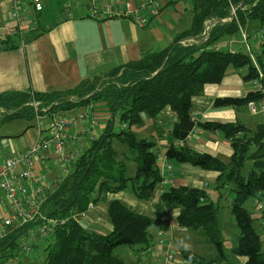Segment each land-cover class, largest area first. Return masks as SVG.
Masks as SVG:
<instances>
[{
	"label": "trees",
	"instance_id": "obj_1",
	"mask_svg": "<svg viewBox=\"0 0 264 264\" xmlns=\"http://www.w3.org/2000/svg\"><path fill=\"white\" fill-rule=\"evenodd\" d=\"M192 4L190 27L178 33L163 49L147 51L102 75L83 78L65 90L0 93V115L5 120L66 113L98 102L108 112L102 131L87 140L67 175L44 193L39 205L44 219L37 217L12 226L0 238L1 262L16 256L22 238L30 229L44 220H54V230L43 237L47 245L41 264H128L113 253L114 249L134 244L141 245V251L148 249L152 245L149 228L154 217L133 211L119 199H110L106 214L112 228L104 233L87 228L76 214L84 213L89 203L97 204L102 193H117L127 187L138 200H148L154 186L160 183L159 200L168 214L173 210L171 206L178 209L175 225L200 231L216 250L214 256L206 258L182 249L185 264H233L226 259L218 210L205 201L206 191L183 185L162 186V165L157 160L161 154L166 163L175 160L217 172V188L232 183L230 190L234 196L230 210L238 235L231 252L245 258L242 264H264L261 234L245 206L250 199L256 207L257 199L264 195V121L249 129L238 121L191 119L193 98L203 93L205 85L219 84L229 66L246 68L243 79L257 80L264 89V36L254 60L244 50H222L214 46L221 37L237 33L241 27L249 30L255 24L253 28L259 26L264 30V0H192ZM210 19H214V24L203 35ZM185 38L195 41L183 45L180 41ZM263 99L264 91L251 89L243 96H217L212 105L247 107L249 102L259 103ZM166 108L174 118L166 131L167 143L162 144L165 147L161 153L154 150L153 138L138 137L131 126L141 123L146 114L157 126L156 133L162 136L158 117ZM116 117L124 125L119 130L114 129ZM197 128L223 135L231 148L229 161L188 145L189 134ZM114 139L127 147L128 152L122 158L113 147ZM260 218L264 219V212H260Z\"/></svg>",
	"mask_w": 264,
	"mask_h": 264
},
{
	"label": "crops",
	"instance_id": "obj_2",
	"mask_svg": "<svg viewBox=\"0 0 264 264\" xmlns=\"http://www.w3.org/2000/svg\"><path fill=\"white\" fill-rule=\"evenodd\" d=\"M177 1L97 0L98 15H92L86 0H42L43 8L40 12L34 10L30 0H22L23 17L20 21V30L10 33L8 29L15 26V21L10 16V0H0V93L13 90L32 92L65 90L83 78L102 75L128 60L139 58L147 51L169 46L178 33L188 29L179 28V21L183 19L182 13L173 14L171 11L164 15L160 14L164 11L163 8H169ZM179 1L182 4L192 3V0ZM127 3L139 10V15L145 19L143 25L139 24L133 15L122 13L126 11ZM106 5H111L114 8L113 12H107ZM151 8L154 12L150 11ZM191 21L192 18L190 25ZM251 27H255V24H251ZM5 39L7 41H4ZM213 85H205L203 93L193 98L194 104L206 106L204 112L196 111L199 113V120L238 121L234 120L236 116L224 117L223 112L230 107L220 108L212 105L215 97L224 96L222 93L216 95L217 89ZM76 110L68 114H73ZM165 110L169 111L167 108ZM102 115L103 112L97 110V123H105V118L100 119ZM169 115L171 116V113ZM76 129L80 131L79 143L69 144V149L79 144L84 146L87 140L94 136L93 127L90 129L87 120L78 121ZM202 130L197 128L191 139L201 136ZM26 134L29 136L26 137ZM34 138L33 130L26 131L21 136V149L14 150L12 156L24 150ZM216 148L225 155L231 154L230 146L218 144ZM167 163L170 164L168 160ZM167 163L165 161L161 167L163 176L170 179L169 185H174L176 180L173 171L182 179L187 178L185 174L194 171L189 163L170 164L171 169L168 170ZM36 165L37 168L42 167V171L47 173L48 177L58 173V167L52 158L41 166L39 163ZM216 175L214 171L212 176L216 178ZM156 192L158 201L152 205L153 208H157L161 203L160 186ZM96 207L97 204L93 210L86 211L80 216H84L87 224L85 226L91 230H96L95 228H99L102 223V220L97 223L102 211ZM171 207L175 215L178 209L174 205ZM164 208L167 215L166 207ZM87 213L92 215L86 216ZM156 216L158 220V213ZM171 218V215L168 221L166 218H160V222L165 220L169 227L174 229L177 226H170ZM111 228L110 224H106L105 230L109 231ZM159 231L162 232L161 235H158ZM178 233L181 236L183 232L181 230ZM162 236L164 233L160 230V224L155 221L152 240L156 238L160 243L159 240L162 239L165 243ZM239 260L243 263L244 258Z\"/></svg>",
	"mask_w": 264,
	"mask_h": 264
},
{
	"label": "rangeland",
	"instance_id": "obj_3",
	"mask_svg": "<svg viewBox=\"0 0 264 264\" xmlns=\"http://www.w3.org/2000/svg\"><path fill=\"white\" fill-rule=\"evenodd\" d=\"M192 3L182 4L179 0L174 4L171 5L169 8H163L160 14L164 15L166 12L172 11L173 14L182 13V20L179 21L180 25L179 28L181 30L189 28L190 26V19L193 16L192 13ZM166 9V10H165ZM248 33V43L251 45V57L254 58L256 52H258L260 48V43L264 36V30L257 26L256 28L250 27L249 30L245 29ZM215 47L222 49V50H245L248 53L249 50L246 47V43L243 39L241 32L234 33L232 35H224L221 37L214 45ZM247 69H236L231 66L228 67L226 71V75L223 80L219 84H214L217 89L216 95L222 93V95L226 96H243L246 94L248 90L253 89L251 86V81H246L243 79V76L246 74ZM259 103H264V99L259 101ZM94 105V113L93 118H98L97 110H101L103 112V117L101 116L100 119L105 118L107 119L108 112L106 107L103 103L98 102ZM221 108V107H220ZM206 106L200 104H194L192 108V112L200 111L204 112ZM224 110V109H223ZM223 112V111H221ZM170 111L163 110L161 115L158 119L161 120V129H162V136L160 133H156L157 126L154 125L152 119L143 114L142 118L143 121L139 124H134L131 126V130L138 136L144 137L148 139H154L156 141V145L154 150H160L161 153H164L165 145L167 143V137H165L166 131L170 129L171 123L173 121V116H168ZM224 117H231L236 116L234 120H238L240 123L244 124L249 129H254V127L264 121V114H251L246 105H239V106H230L229 109H226L224 112ZM5 117L1 114L0 115V163L11 157L14 153L13 151L17 148L20 150L22 145L21 136L25 134L26 131L35 130L37 129L36 126V118H28V117H14L12 119H4ZM49 119L48 116L40 117L42 122L47 121ZM78 122V121H77ZM123 125L118 121L117 117L115 118V130H119ZM104 128V122L97 123L92 131L94 135L99 134L102 129ZM202 135L197 137H193V139L188 140V145L196 150V151H209L216 157L220 158L221 160L227 162L229 161V155H225L224 152L218 150L216 146L218 144H224L227 147L229 146L228 141L223 137L220 132H213L209 130H202ZM29 134H26V137ZM36 136V134H35ZM153 136V137H152ZM33 137V136H32ZM192 138V137H191ZM35 139V138H34ZM33 139V140H34ZM33 142V141H32ZM113 147L119 151V158L123 157L124 152L127 151V147L125 144L120 143L119 141H113ZM171 165H179V162L175 160H168ZM249 163V161L247 162ZM247 165V164H246ZM194 171L188 172L186 175V179H182L178 177L176 172L174 173V177L176 180L174 181V186H188V187H197L203 188L206 193L207 197L205 198L206 202H211L218 210V217H219V228L221 230L223 236V246H224V253L226 254V259L233 264H242L239 259H243L244 257L238 256L231 252V248H233L237 243V235H238V228L235 223L234 217L230 210L231 199L234 196V193L230 190L232 183H224L221 187L217 188L216 179L212 176L214 171L204 170L198 166H193L189 164ZM130 168V166H129ZM167 173V172H166ZM47 174V173H46ZM215 174H217L215 172ZM165 180V179H164ZM168 182V180H166ZM222 182V180L220 181ZM160 186V183L156 184L152 190V194L148 200H138L135 198L131 192L129 187H127L124 191H120L117 193H102L98 202H97V210L102 211V215L100 216L97 223L100 224L99 228H95L97 231L106 233L105 230L106 224H110L109 218L106 214V205L110 199H119L124 205L129 207L134 211L146 213L149 216L155 218L154 222L149 228V232L151 233L155 227V221L160 224V230L163 231L164 236L161 238H165V243H159L158 240L155 238L152 240V245L146 249L141 251V245H121L114 249V254L118 257H121L126 263L128 264H185V260L181 254L182 249L192 250L198 255H201L206 258H210L216 254V250L214 246L211 245L203 236L200 231L198 230H191L185 229L181 227H176L174 229L170 228L168 225V210L165 208L162 203H159L157 208H153V204L158 201L157 192ZM162 186H167V183L162 184ZM160 202V200H159ZM138 204V205H137ZM151 205V206H150ZM163 206V208H162ZM245 206L248 210L252 213V216L255 218L253 221V225L257 228V230L261 234V241H262V249L264 250V226L260 224V212L255 207V202L251 201L250 199L246 201ZM157 213H158V220H157ZM172 213L174 211L172 210ZM92 215V213H87L86 216ZM166 218L167 221L163 220L160 222V218ZM172 218H175V215H171ZM78 220L83 224L87 225L84 221V216L78 217ZM182 230V235L180 236L178 232ZM110 231V230H109ZM30 249L29 253L26 254L22 249L18 251L14 258H11L8 261V264H41L44 260L46 251L45 247L47 245V241L45 238H36L33 242L29 243ZM141 253H144L141 255ZM171 253L172 258L168 259L167 255ZM218 255V253H217ZM140 259H139V258ZM139 259V260H138ZM245 260V258H244ZM1 263V261H0Z\"/></svg>",
	"mask_w": 264,
	"mask_h": 264
},
{
	"label": "built area",
	"instance_id": "obj_4",
	"mask_svg": "<svg viewBox=\"0 0 264 264\" xmlns=\"http://www.w3.org/2000/svg\"><path fill=\"white\" fill-rule=\"evenodd\" d=\"M36 12H40L43 8L42 0H30ZM88 8L92 11V15H98L97 0H86ZM22 0H10V16L15 21V26L10 27V33L20 30V21L23 14ZM107 12H113L114 8L111 5H106ZM154 12V9H150ZM234 10H231V16ZM128 15H133L139 24L143 25L145 19L139 15V10L134 9L129 3L126 4V11L122 12ZM225 21V20H223ZM214 24V19H210L205 26L203 35H206L209 28ZM246 47L251 55V45L248 43V33L245 28H240ZM195 39L185 38L180 41L181 44L186 45L193 43ZM1 46V44H0ZM245 51V50H244ZM247 52V51H246ZM252 58V57H251ZM254 60V58H252ZM262 84L257 80L251 82V86L255 90L264 89ZM35 105V104H34ZM247 108L251 114L264 113V103H255L251 101L247 104ZM94 105L88 104L78 108L73 114L55 113L48 116L47 121L42 122L41 116L36 117V136L33 142L24 150L16 155L4 159L0 163V238L6 234L8 228L23 224L27 221L42 217L39 213V205L44 197V193L52 189L58 181L63 179L69 170L72 161L76 160L79 156L82 145L74 146L69 149V144L79 143V130L76 129L77 121H88L90 129L97 124V119L93 118ZM198 112H192L191 119H199ZM171 117V116H170ZM158 122H161L159 119ZM162 123V122H161ZM124 126V125H123ZM122 126V127H123ZM192 132H195L194 130ZM192 132L189 134L188 139L192 137ZM92 135V132H91ZM157 160L161 165H164L161 154L157 155ZM52 158L54 164L58 167V173L53 177L42 171V167L37 168V163L41 166L46 160ZM170 170L171 166H167ZM162 181L169 185V178L164 177ZM168 180V182L166 181ZM166 187V186H164ZM94 209V204L89 203L86 211ZM256 209L264 212V195L257 199ZM85 211V212H86ZM83 213L76 214L80 217ZM172 211L169 215H172ZM264 225V219L261 221ZM56 222L54 220H44V223L35 228L30 229L27 235L22 238L20 244L21 249L29 253L30 242L36 238H43L54 230ZM170 226L175 225L174 218L169 221ZM162 232H158L161 235ZM163 243V240H159ZM168 259L172 258L171 253L167 255ZM0 264H8V261H3Z\"/></svg>",
	"mask_w": 264,
	"mask_h": 264
},
{
	"label": "water",
	"instance_id": "obj_5",
	"mask_svg": "<svg viewBox=\"0 0 264 264\" xmlns=\"http://www.w3.org/2000/svg\"><path fill=\"white\" fill-rule=\"evenodd\" d=\"M165 63V62H164ZM164 63H163V65H164Z\"/></svg>",
	"mask_w": 264,
	"mask_h": 264
}]
</instances>
